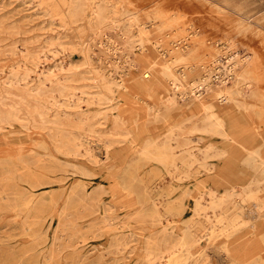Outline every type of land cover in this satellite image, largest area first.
Returning a JSON list of instances; mask_svg holds the SVG:
<instances>
[{
  "label": "rangeland",
  "instance_id": "rangeland-1",
  "mask_svg": "<svg viewBox=\"0 0 264 264\" xmlns=\"http://www.w3.org/2000/svg\"><path fill=\"white\" fill-rule=\"evenodd\" d=\"M0 127V264H264V0H0Z\"/></svg>",
  "mask_w": 264,
  "mask_h": 264
},
{
  "label": "bare ground",
  "instance_id": "bare-ground-1",
  "mask_svg": "<svg viewBox=\"0 0 264 264\" xmlns=\"http://www.w3.org/2000/svg\"><path fill=\"white\" fill-rule=\"evenodd\" d=\"M109 1V0H108ZM96 2V1H95ZM117 2V1H116ZM122 1H120V3H121ZM94 3V2H93ZM115 5H116V3H115ZM122 5H123V3H122ZM100 6V5H99ZM119 6V5H118ZM96 7V6H95ZM120 8L122 9V7L120 6ZM97 9V8H96ZM119 9V8H118ZM120 10V9H119ZM131 10V9H130ZM91 12H93L92 10H91ZM97 12H99V11H97ZM95 16V15H94ZM97 16L99 17V15H98V13H97ZM164 16V15H163ZM160 18V17H159ZM161 18L162 19H164L162 16H161ZM100 20H101V18H100ZM99 20V21H100ZM103 20V19H102ZM105 21V20H104ZM102 22V21H101ZM166 22V21H165ZM168 25H173V23H169ZM147 32V31H146ZM160 32V31H159ZM158 32V33H159ZM149 33V32H148ZM157 34V33H156ZM147 35V34H146ZM123 39V38H122ZM202 44V43H201ZM181 46V45H180ZM182 50V49H181ZM193 50V49H192ZM191 50V51H192ZM195 50V49H194ZM179 55L180 53H179V51H178V49H176V50H173L172 51V55ZM184 57V56H183ZM177 59V58H176ZM178 59H179V57H178ZM148 60V59H147ZM146 60V61H147ZM182 60H184V59H182ZM186 60V59H185ZM185 60H184V62H185ZM151 61V60H150ZM206 61V60H205ZM161 62V61H160ZM187 64V63H186ZM189 64V63H188ZM156 67H165L162 63H157L156 65H155ZM155 66H154V68H155ZM167 67V66H166ZM192 67V66H191ZM168 68V67H167ZM166 68V69H167ZM169 69V68H168ZM153 70H155V69H153ZM170 71V70H169ZM22 81V80H21ZM195 87V86H194ZM60 89V88H59ZM69 90V89H68ZM61 91V90H60ZM32 92V91H31ZM60 93V92H59ZM67 93V92H66ZM58 94V93H57ZM101 98V97H100ZM80 113V112H79ZM12 114V113H11ZM10 115V114H9ZM11 116H13V114L11 115ZM41 117V116H40ZM42 117H43V115H42ZM214 117H216V116H214ZM5 118V117H4ZM9 118V117H8ZM87 118V117H86ZM212 118V117H211ZM14 119V118H13ZM13 125V124H12ZM65 125V124H64ZM3 126V125H2ZM221 126V125H220ZM1 128V127H0ZM26 128V127H25ZM63 128V127H62ZM81 128V127H80ZM84 128V127H83ZM81 131V130H80ZM174 139H175V137H174ZM173 140V139H172ZM171 140V141H172ZM180 141V140H179ZM60 143V142H59ZM61 144V143H60ZM178 145V144H177ZM176 145V146H177ZM24 147V146H23ZM79 148V147H78ZM72 149V148H71ZM75 151H76V149H75ZM72 152V151H71ZM67 153V152H66ZM146 153V152H145ZM182 153V152H181ZM183 155V154H182ZM89 156V155H88ZM152 176V175H151ZM171 176V175H170ZM187 177V176H186ZM154 182V181H153ZM164 187V186H163ZM165 188V187H164ZM167 189H168V187H167ZM164 190H166V189H164ZM156 194V193H155ZM216 194V193H215ZM212 197V196H211ZM186 198V197H185ZM218 198V197H217ZM230 198V197H229ZM140 199V198H139ZM223 200V199H222ZM230 200H231V198H230ZM214 201V200H213ZM212 201V202H213ZM184 202V201H183ZM219 202H221V201H219ZM223 202V201H222ZM197 203H198V201H197ZM206 203V202H205ZM213 204V203H212ZM221 203H219V205H220ZM224 204V203H223ZM222 205V204H221ZM171 206V205H170ZM214 206L215 205H213V208H214ZM237 206V205H236ZM160 207V206H159ZM210 207V206H209ZM216 207H217V205H216ZM168 208V207H167ZM208 208V207H207ZM210 209V208H209ZM217 209V208H216ZM220 209V208H219ZM154 211V210H153ZM157 211V210H156ZM177 211V210H176ZM234 211V210H233ZM155 212V211H154ZM171 212V211H170ZM174 212V211H173ZM200 212V211H199ZM214 213V212H213ZM215 213H217L216 211H215ZM139 214V213H138ZM198 214V213H197ZM178 215V214H177ZM216 215V214H215ZM255 218V217H254ZM223 219V218H222ZM163 221V220H162ZM209 221V220H208ZM218 221V220H217ZM221 221V220H220ZM224 221V220H223ZM167 222V221H166ZM172 222V221H171ZM211 223H212V221H211ZM215 223H216V221H215ZM237 223H238V221H237ZM188 224V223H187ZM236 225V224H235ZM224 226V225H223ZM240 227V226H239ZM236 228V227H235ZM223 229H224V227H223ZM234 229V228H233ZM232 229V230H233ZM216 231V230H215ZM218 231V230H217ZM221 231V230H220ZM231 231V230H230ZM224 233V232H223ZM227 233V232H226ZM221 234V233H220ZM225 234V233H224ZM174 235V234H173ZM223 235V234H222ZM221 235V236H222ZM183 236V235H182ZM215 236V235H214ZM211 241V240H210ZM155 246H157V245H155ZM188 247V246H187ZM190 247V246H189ZM159 248V247H158ZM204 249V248H203ZM188 250V249H187ZM149 253V252H148ZM171 253V252H170ZM163 254V253H162ZM171 255V254H170ZM195 255V254H194ZM170 258H168L169 260H168V263L167 264H172V262H173V259L171 258V256H169ZM152 258V257H151ZM195 260V259H194ZM164 261V260H163ZM208 261V260H207ZM155 262V261H154Z\"/></svg>",
  "mask_w": 264,
  "mask_h": 264
}]
</instances>
